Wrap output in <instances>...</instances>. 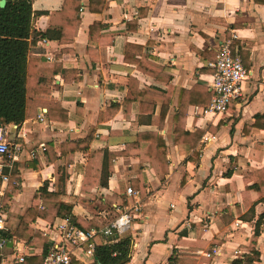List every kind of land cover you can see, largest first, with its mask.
<instances>
[{
	"label": "crops",
	"instance_id": "0c3cea01",
	"mask_svg": "<svg viewBox=\"0 0 264 264\" xmlns=\"http://www.w3.org/2000/svg\"><path fill=\"white\" fill-rule=\"evenodd\" d=\"M89 1L81 0L80 24L73 42L60 45L56 36L64 0H31L28 56L41 61L38 66L32 64L29 71L34 88L29 113L35 117L19 126H6L11 152L9 157H0L2 173L15 176L12 184L3 186L1 198L3 203L4 197L10 196L7 205L3 203L10 233L45 185L46 192L38 201L40 208L54 210L61 201L72 206L74 216H93L105 224L135 202L125 194L130 186L140 192L137 201L141 210L130 229L118 237L131 240L126 264H188L185 260L192 264H232L250 260L252 248L259 255L252 264H264V226L254 237L264 203L255 205L251 212L257 195L251 193L247 205L243 198V178L264 167V122L254 125L257 116H264V0H106V7L98 13L89 11ZM94 23L102 28L99 38L89 40V27ZM233 34L236 39L232 46L248 72L240 96L231 101L226 114L219 116L201 113L209 103L191 105L185 130H202V137L210 134L216 139L203 145L201 137L194 149L187 143L175 145L172 119L179 91L198 86L212 96L214 69L208 64L215 62L219 46ZM125 44L141 47L142 53L150 56L148 62L161 68L160 75L152 77L125 63ZM54 65L71 71V81L65 82L61 73H51ZM129 78L137 81L138 91L174 89L162 129L150 125L152 115L160 112L161 99L144 95L143 102L152 106L153 112L142 117V123L137 103L127 105L133 99ZM37 85L48 87L49 94L43 98L58 103L67 114L66 121L48 119ZM111 105L118 106L115 115L99 122V114ZM153 131L166 146L169 174L164 181L135 151L113 161L107 185L92 189L93 196L81 193L88 152L74 154L60 195L55 193L54 168L47 151L36 152L41 144L46 148L51 145L59 157L60 143L84 139L91 132V149L120 152L136 140L137 133ZM144 147L142 144L140 151ZM136 184L144 189H135ZM47 196L51 201H44ZM61 222L36 219L29 228L47 237ZM5 237L3 263L12 262L16 245L26 263L38 264L35 262L41 258L42 247L29 248L23 240ZM213 246L218 253L207 258ZM80 254V250L75 251L73 264H95L94 258Z\"/></svg>",
	"mask_w": 264,
	"mask_h": 264
},
{
	"label": "trees",
	"instance_id": "16d2710c",
	"mask_svg": "<svg viewBox=\"0 0 264 264\" xmlns=\"http://www.w3.org/2000/svg\"><path fill=\"white\" fill-rule=\"evenodd\" d=\"M1 1V0H0ZM4 7H0V125H17L19 126L25 120L35 117V114L29 113L30 101L34 88L30 85L29 71L32 64L39 65L40 60L28 56V42L31 30V0H5ZM106 0H90L88 9L92 13H98L106 7ZM259 0H257L258 2ZM82 8L81 0H64L61 11L59 12L61 24L57 29L56 40L60 45H65L73 42L80 24V10ZM73 17V19H72ZM102 25L94 23L89 27L88 38L93 40L99 38V31ZM72 29V30H70ZM47 35L40 34V37L45 38ZM232 52L236 53L233 46ZM90 51V50H89ZM139 56V59L136 58ZM150 56L142 53L141 47L125 44L123 49V60L125 63L132 64L136 69L144 74L157 78L162 71L160 67L148 62ZM35 59V60H34ZM51 73H61L65 82H70L68 75L73 74L62 66H52ZM137 81L129 78L128 87L132 95V100L127 102L130 106L132 101L137 103L139 114V122H144L142 117L152 114V106L143 102L144 95H154L162 100L160 112L157 116L150 120L151 126H156L158 130L163 128L165 118L169 107L172 103V87L165 91H159L156 88H146L138 91L136 89ZM40 86L39 94L45 102L47 109V117L52 121H66L67 114L56 102L46 100V95L49 94L48 87ZM211 94L206 90L195 86L189 91L180 90L178 94L176 111L172 119V134L173 143H187L191 148H195L200 138L204 134L202 130L188 132L185 130L187 113L191 105L203 106L209 103ZM118 110L117 105H111L101 115L99 114L98 121L102 119H111ZM255 126L264 122V116L255 118ZM259 122V123H258ZM93 133H89L81 140H67L59 145V157L56 156L54 148L49 145L46 148V154L53 165L55 177V193L60 195V189L64 188L69 178V166L72 163L73 156L77 152H88V160L85 168L83 182L81 185V193L83 195L92 194V189L99 186H106L107 179L111 175L113 161L118 157H128L136 151L139 157L149 163L156 177L160 181H164L169 174V161L166 156V146L161 136L157 131L140 132L136 134V140L126 144L123 151L110 152L108 149H91L90 145L93 140ZM145 144L144 150L140 151L141 145ZM62 159V164L59 160ZM7 170L5 169V172ZM15 176L10 175L8 185L12 184ZM245 191L243 193L244 203L246 204L247 197L251 193L257 195L256 200L251 202L249 211L253 212L254 206L258 203H264V167L252 172L243 178ZM134 184V183H133ZM46 186V185H45ZM43 186L36 192L33 198L31 207L19 217V223L14 231L6 234L7 237H16L18 240H23L26 246L33 248L36 246L42 247L43 256L48 250L47 237L39 230L29 228V224L36 219L44 220L48 223H53L56 219L66 220L70 226L76 227L84 232H89L92 229L98 230L105 224L99 222L93 216H74L71 205L60 203L54 210L40 208L38 201L43 193L46 192V187ZM135 189H144L143 185H133ZM10 196L7 195L3 199L4 205H7ZM83 201H87L83 199ZM229 212V211H228ZM264 213L261 214L255 222L254 237L260 235L261 226H264ZM224 222V220H223ZM253 257L250 260H235L232 264H252V261L259 260L258 253L252 248L250 249ZM131 240L130 238H111L107 242L100 243L94 249L95 264H126L130 259ZM171 259V258H170ZM186 263L192 264L191 261L185 260ZM30 262H27L29 264Z\"/></svg>",
	"mask_w": 264,
	"mask_h": 264
},
{
	"label": "built area",
	"instance_id": "2783aa9c",
	"mask_svg": "<svg viewBox=\"0 0 264 264\" xmlns=\"http://www.w3.org/2000/svg\"><path fill=\"white\" fill-rule=\"evenodd\" d=\"M236 39L233 34L230 40L224 41L218 49L216 60L208 65L214 69L211 82L212 96L207 106L201 109L204 116H219L224 115L228 111V106L231 101L240 96L241 83L248 77V72L242 64V60L237 53L232 52V40ZM45 42V40H42ZM42 120V114L39 116ZM216 139L215 135L206 134L201 139V144L206 145ZM46 147L41 144L36 152L44 153ZM10 143L8 139V131L6 126L0 125V157L10 155ZM9 174L2 173L0 166V264L3 263V250L6 247V233H10L7 215L2 203L3 186L8 182ZM126 196L133 198L135 202L129 208H126L118 213V215L105 224L102 228L89 232H84L76 227L70 226L66 220L54 226L47 233L48 250L42 260L38 264H73L72 256L76 250H80L81 256L94 258V249L100 242H107L111 238L121 237L130 229V226L141 208L137 198L140 192L128 186L125 190ZM237 225V224H236ZM14 253L16 256L9 264H27L25 255L19 253L15 245ZM218 248L213 246L211 251L205 256L211 258L216 256ZM238 254V252H236Z\"/></svg>",
	"mask_w": 264,
	"mask_h": 264
},
{
	"label": "water",
	"instance_id": "95a60500",
	"mask_svg": "<svg viewBox=\"0 0 264 264\" xmlns=\"http://www.w3.org/2000/svg\"><path fill=\"white\" fill-rule=\"evenodd\" d=\"M5 2H6L5 0H1L0 1V7H3L5 5Z\"/></svg>",
	"mask_w": 264,
	"mask_h": 264
},
{
	"label": "rangeland",
	"instance_id": "374dc122",
	"mask_svg": "<svg viewBox=\"0 0 264 264\" xmlns=\"http://www.w3.org/2000/svg\"><path fill=\"white\" fill-rule=\"evenodd\" d=\"M50 198H52V197L47 196V197L44 199V201H45V202H49V201H51Z\"/></svg>",
	"mask_w": 264,
	"mask_h": 264
}]
</instances>
